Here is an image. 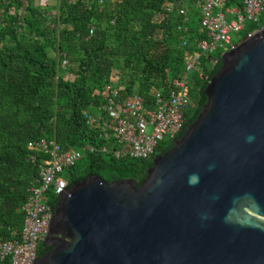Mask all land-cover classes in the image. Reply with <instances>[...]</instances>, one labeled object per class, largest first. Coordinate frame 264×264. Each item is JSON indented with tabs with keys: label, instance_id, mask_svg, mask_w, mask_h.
<instances>
[{
	"label": "water",
	"instance_id": "95a60500",
	"mask_svg": "<svg viewBox=\"0 0 264 264\" xmlns=\"http://www.w3.org/2000/svg\"><path fill=\"white\" fill-rule=\"evenodd\" d=\"M203 93L139 183L63 187L31 264H264V27L221 53Z\"/></svg>",
	"mask_w": 264,
	"mask_h": 264
},
{
	"label": "trees",
	"instance_id": "16d2710c",
	"mask_svg": "<svg viewBox=\"0 0 264 264\" xmlns=\"http://www.w3.org/2000/svg\"><path fill=\"white\" fill-rule=\"evenodd\" d=\"M196 1L56 0L40 6L34 0H0V242L20 233L21 208L38 173L39 155L28 141L52 138L64 148L86 142L90 131L83 112L115 75L126 93L145 103L155 92L165 93L189 51L181 46L182 36L202 37ZM167 3H180L186 15L177 7L167 11ZM232 6L241 8L242 0H227L226 7ZM263 27L264 7L240 34ZM207 60L202 58L201 69L208 79L197 73L192 79L185 127L201 110L203 89L220 66V58L211 67ZM151 159L89 154L64 177L67 184L89 174L139 183ZM41 249L39 244L38 254Z\"/></svg>",
	"mask_w": 264,
	"mask_h": 264
},
{
	"label": "built area",
	"instance_id": "2783aa9c",
	"mask_svg": "<svg viewBox=\"0 0 264 264\" xmlns=\"http://www.w3.org/2000/svg\"><path fill=\"white\" fill-rule=\"evenodd\" d=\"M227 0H197L199 31L202 37L189 40L182 36L181 46L187 48L183 70L172 79V86L165 92L157 91L150 103L136 93H126L115 75L111 83L96 91L97 100L84 112L83 118L90 136L76 147L64 148L52 138L30 140L27 147L39 155L37 176L27 189L22 205L24 213L20 233L0 242L2 264H31L38 256V245L47 232L52 196L56 198L65 187L63 175L89 154H101L115 159H149L158 153L166 139L177 138L185 124L184 112L190 105V73L208 79L202 69V58L209 67L218 62L222 52L233 48L244 27L243 22L255 21L264 7V0H242V7H226ZM178 8L181 15L186 10L180 3H167L166 10ZM160 18V15H158ZM183 31L188 30L184 26ZM250 34V33H247ZM193 47V49H191ZM214 50L218 56L211 55ZM123 92V93H122ZM92 109V111H91ZM35 160V157H33Z\"/></svg>",
	"mask_w": 264,
	"mask_h": 264
},
{
	"label": "rangeland",
	"instance_id": "374dc122",
	"mask_svg": "<svg viewBox=\"0 0 264 264\" xmlns=\"http://www.w3.org/2000/svg\"><path fill=\"white\" fill-rule=\"evenodd\" d=\"M55 1H56V0H34V3H35L36 5H40V6L42 5V6H44V5H48V4H49V5L54 4ZM249 22H250V21H245V22H243V27L245 28V27L248 25ZM233 38L236 39L237 42H239V41L242 39V35H241L240 33H238V35H233ZM218 54H219V51H218V50H214V51L211 52V55H213V56H218ZM195 73H196V72H194V71H192V72L190 73V76H189V77H190V80L193 79V76H194ZM91 111H92V109H91ZM83 143H84V142H83ZM170 143H171V139H166V140L164 141L162 147H166V146H168ZM75 149L79 150V146H77ZM64 173H65V172H63V175H64Z\"/></svg>",
	"mask_w": 264,
	"mask_h": 264
},
{
	"label": "flooded vegetation",
	"instance_id": "af4514ba",
	"mask_svg": "<svg viewBox=\"0 0 264 264\" xmlns=\"http://www.w3.org/2000/svg\"><path fill=\"white\" fill-rule=\"evenodd\" d=\"M193 103V101H191ZM185 127V126H184ZM41 247H42V244H41Z\"/></svg>",
	"mask_w": 264,
	"mask_h": 264
}]
</instances>
